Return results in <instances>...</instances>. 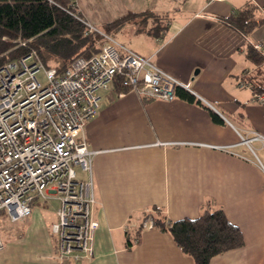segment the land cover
Masks as SVG:
<instances>
[{
  "label": "crops",
  "instance_id": "crops-1",
  "mask_svg": "<svg viewBox=\"0 0 264 264\" xmlns=\"http://www.w3.org/2000/svg\"><path fill=\"white\" fill-rule=\"evenodd\" d=\"M177 3L156 0L153 11L168 16L162 36L148 33L143 42L120 44L151 58L200 103L177 94L172 102L149 100L122 92L115 82L98 92L100 107L85 126V139L95 152L99 229L93 256L69 264H194L168 233L152 228L135 234L146 211L175 222L208 209H222L245 239L244 247L210 264H264V141L243 144L254 133L264 137V104L254 98L264 97V62L247 55L249 46L264 45V24L246 37L224 21L248 5L264 18V0H185L183 9ZM74 7L94 27L107 24L86 13L80 0ZM40 202L16 222L0 215V264H64L51 232L57 209L49 217Z\"/></svg>",
  "mask_w": 264,
  "mask_h": 264
},
{
  "label": "built area",
  "instance_id": "built-area-1",
  "mask_svg": "<svg viewBox=\"0 0 264 264\" xmlns=\"http://www.w3.org/2000/svg\"><path fill=\"white\" fill-rule=\"evenodd\" d=\"M81 21L88 28L87 34L96 32L102 37L101 50L95 56L75 60L63 74L46 68L34 50L0 67V215L4 213L16 222L32 213L35 202L58 200V219L51 232L58 240L57 255L64 264L91 258L99 229L94 218L95 152L85 139V126L100 107L98 92L120 76L123 86L141 98L172 102L177 89L194 96L151 58ZM15 43L27 44L22 40ZM253 47L264 57L263 44ZM41 72L45 83L39 79ZM240 85L247 86L243 81ZM254 98L264 104L263 96ZM256 140L264 141V137L254 133L243 139V144L250 147ZM76 167L87 180L78 177ZM142 227L154 228L150 211L145 212ZM4 249L0 233V252Z\"/></svg>",
  "mask_w": 264,
  "mask_h": 264
},
{
  "label": "trees",
  "instance_id": "trees-1",
  "mask_svg": "<svg viewBox=\"0 0 264 264\" xmlns=\"http://www.w3.org/2000/svg\"><path fill=\"white\" fill-rule=\"evenodd\" d=\"M53 1L51 4L48 0H0V67L34 50L46 68H55L58 74H63L75 60L89 59L100 52L102 37L96 32L87 34L88 28L81 21L85 19L74 7V0ZM133 20L141 21L146 28L151 23L148 33L160 37L167 28L168 16L152 10L134 12L98 29L113 36L114 30H121ZM224 21L246 37L264 24V18L257 15L252 5ZM18 40L25 41L26 46H18L15 43ZM247 55L254 62H264L253 46L248 47ZM115 83L122 92L129 91L120 76ZM176 94L188 102L200 103L183 89H177ZM212 117L221 122L216 114L212 113ZM168 222L164 216H154V228L168 233L194 264H210L213 258L245 245L242 231L222 209L204 210L196 219ZM142 229L141 223L136 237ZM128 245L131 247V242Z\"/></svg>",
  "mask_w": 264,
  "mask_h": 264
},
{
  "label": "rangeland",
  "instance_id": "rangeland-1",
  "mask_svg": "<svg viewBox=\"0 0 264 264\" xmlns=\"http://www.w3.org/2000/svg\"><path fill=\"white\" fill-rule=\"evenodd\" d=\"M184 1L178 0L177 3L178 9L179 7L183 9ZM80 2L86 13L97 14L96 17L100 19L99 22L103 21L104 23L107 24L124 17L125 15H127L126 13L133 10L135 7L144 6L145 8H148V10L150 9L152 11L154 10V7H156V9H159L157 8L158 6H156V0H99V2L95 4L94 3L92 4L91 1L88 3L87 0H80ZM148 25L149 26L146 28L143 25V23L139 20L130 21L125 24L123 29L114 30L112 32L113 37L116 39L118 43L127 44L129 40L132 41L133 43L143 42L145 40L144 37L149 35L148 29L151 26V23H149ZM97 26L102 28L104 25L101 24L100 26V24H98ZM39 79L41 80L42 83H45V76L43 72L39 74ZM76 171L80 179L87 180L88 176L85 173H83L79 167H76ZM40 203H44V202H40ZM43 205H45V207H43L42 209L45 210L47 215H50L49 217H52L51 212H53L55 209L58 210V208L60 207V202L58 200L49 201L44 203ZM47 219L48 217L46 218V220Z\"/></svg>",
  "mask_w": 264,
  "mask_h": 264
}]
</instances>
